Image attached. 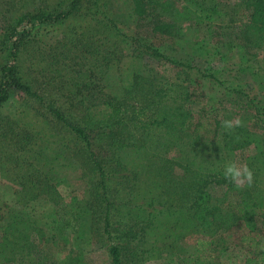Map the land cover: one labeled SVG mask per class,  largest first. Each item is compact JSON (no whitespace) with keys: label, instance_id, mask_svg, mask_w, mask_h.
Listing matches in <instances>:
<instances>
[{"label":"rangeland","instance_id":"rangeland-1","mask_svg":"<svg viewBox=\"0 0 264 264\" xmlns=\"http://www.w3.org/2000/svg\"><path fill=\"white\" fill-rule=\"evenodd\" d=\"M68 1L0 0V36L21 15H37L58 8ZM163 1L174 4L168 14V22H173L176 26L175 37L172 41L159 38L154 41L155 47L166 56L190 62L197 68L210 64L223 68L226 61L228 72L221 71L218 74L219 80L226 81L224 87L236 91L240 89L241 82H249L245 90L251 96L264 100L263 77L256 74L257 67L264 63V51L257 54L255 60L258 63H245L240 60L236 51L228 52L221 41V34L229 24L244 21L245 0ZM215 5L219 14L210 16L212 24L207 28H211V31L207 36L205 30L202 38L197 40L200 43H194L196 33L191 20L204 19L206 10ZM132 7V0L108 1L110 12L125 23L127 30L133 28L132 33H136V17L132 18ZM99 18L84 15L83 12L66 22L58 34L41 32L37 39L27 45L20 64L27 78L35 82L34 88L42 92L45 98L54 96L50 95L51 89L61 83L57 82L62 79L64 86L61 83L62 90L58 95H75L73 97L78 98L77 101L83 100L96 113L104 109L99 103H125L120 117L128 121V127L120 132L122 136L116 143V148L111 146L114 140L99 136L94 141L93 151L104 162L102 168L121 172H112L110 178L106 179V201L94 197L92 188L94 186L97 190L95 185L99 184V177L94 171L90 155L86 156L82 150L80 141L74 134L50 120L39 103L22 93H13L10 100L0 107V250L8 248L9 254L15 250L17 258L11 256V260L17 264H39L35 257L20 262L19 256L23 243L36 233L37 245L51 252L48 256L56 260L57 264H110L112 260L108 252L109 246L121 248L122 264H244L251 252L242 240L247 230L235 228L233 231L220 233L213 239L196 233L193 228L195 222L188 215L192 190L187 188L191 187L192 180H188L185 171L178 165H171L164 174L160 171L161 162L167 158L175 162L176 155L169 152H163L160 157L145 154L143 142L137 145L139 131L134 129L130 119L136 116L143 118L139 114L141 106L135 101L134 95H128L122 90L121 84H116L120 71L129 61L138 65L134 61L136 50L121 41L119 44L110 42L111 38ZM98 51H102L99 56ZM220 53L228 55V60L220 61ZM106 54H122L110 59L113 61L112 70L98 66L100 59ZM4 61L5 54L0 52V66ZM248 66H252L253 70L245 73ZM57 68L61 69L60 72H56ZM152 68H157L160 75L165 73L170 80H176L177 70L163 66V63L156 65L155 62L152 63ZM120 79L123 84L128 81L125 76ZM107 80H111L108 85ZM208 82L206 80L207 85L199 87L201 89L193 94L191 103L197 114L203 109L213 111L215 100L226 94L223 88ZM127 84L129 82L124 85ZM99 85L103 88L99 89ZM86 86H90L91 90H86ZM80 106L73 103L64 108L70 110L68 116L72 122L83 126L85 122L82 114L86 107ZM206 111L212 122L213 116ZM137 121L136 119L134 122ZM257 130V126L252 125V131ZM139 147L142 149L139 150ZM258 148L254 146L245 152H237L235 163L248 167L249 161L260 151ZM50 160L55 161L54 168L60 185L47 186L45 176L51 168ZM127 174L129 180L123 185L121 177ZM260 180V184L256 182L253 185L258 192L257 196L260 189L264 190V178ZM247 182V179L242 180L241 187ZM182 183H186L187 188H180ZM208 189L213 201L224 198L228 191L227 186L216 184H210ZM107 203L111 204V215L115 221H124L134 205L147 207V211L143 213H146L147 222L151 226L158 224L157 231L144 239L142 237L141 241L131 240V237L122 234L124 229L118 228L114 223L109 239L104 235ZM86 205L92 206L91 214L86 210L82 211ZM80 213H83V217L78 218ZM152 213L158 215L156 220L148 219V214ZM14 215L21 216L23 222L11 227L12 237L5 243L4 234ZM141 227L143 224L136 227L135 231H139ZM201 239L214 240L217 243L214 248L221 251L212 258L201 257L203 252L197 247Z\"/></svg>","mask_w":264,"mask_h":264},{"label":"trees","instance_id":"trees-1","mask_svg":"<svg viewBox=\"0 0 264 264\" xmlns=\"http://www.w3.org/2000/svg\"><path fill=\"white\" fill-rule=\"evenodd\" d=\"M108 1L69 0L58 8L37 15L23 14L9 24L0 36V52L5 54V61L0 66V107L10 100L13 93H22L39 103L50 120L74 134L80 141L85 155H90L94 171L99 177V184L95 185L97 190L94 186L92 188L93 196L106 201L108 197L106 179L110 178L109 175L112 172L120 173L121 171H106L102 168L104 162L93 152L94 141L99 136L106 140H114L111 146L116 148V143L122 136L120 132L128 127V121L120 117L125 103L119 101L115 104L109 101L99 103L104 109L96 113L91 111L90 106L86 105L82 99L80 102L77 101L79 99L73 97L75 95L70 97L58 95L64 86L62 79L57 82H61L62 86L59 83L51 89L50 95L54 96L45 98L42 92L34 88L35 82L27 78L20 64L27 45L37 39L41 32H47L48 35L58 34L66 22L83 12L84 15H91V17L99 16L104 30L111 38L110 42L119 44L121 41L136 50L134 61L138 65L129 61L120 71L116 84H121L122 90H125L128 95H134L135 101L141 106L139 114L143 118L139 119V116H136L130 119V122L133 121L134 129L140 133L137 132V145L143 142L145 154L160 157L163 152H169V154L176 155L177 160L173 161L174 163L168 158L164 159V162H161L160 171L164 174V171L166 173L171 165H178L185 171L188 180H192L190 188H187L186 183L180 184V188L192 190L188 215L190 220L195 222L193 228L196 233L213 239L220 233L230 232L239 227L243 228L247 232L243 234L242 240L251 251L244 264H264V190L260 189L261 192L257 196L258 192L253 186L256 182L260 184V178H264V100L258 96H251L245 90L249 82H241L240 89L236 91L224 87L226 81L219 80L218 74L221 71L228 72L226 61L223 68L211 64L197 68L190 62L166 56L154 46V41L159 38L174 40L176 26L173 22H168L170 18L168 14L174 5L172 2L132 0V18L136 17V33H132L133 28L127 30L125 23L110 12ZM244 4L246 8L244 21L229 24L221 34V41L228 52L236 51L241 61L256 64L258 63L255 60L257 54L264 51V0H245ZM217 11L218 7L215 5L212 9L206 10L204 19L191 20L196 33L194 43H200L197 40L202 38L205 30L206 35L211 31V28H207L212 24L210 16L216 14ZM112 56L119 57L115 54H106L100 59L98 66L101 69L112 70L114 68L113 61L110 60ZM219 59L220 61L228 60V55L220 53ZM193 60L195 61L194 58ZM141 61L143 65L140 66ZM154 62L156 65L163 63V66L177 70L176 80H170L165 73L160 75L157 68H152ZM60 70L57 68L56 72ZM252 70L253 67L248 66L245 73ZM256 74L263 77L264 86V63H260L257 67ZM124 76L129 82L126 86L124 84L127 82L123 84L120 79ZM206 80L210 85H218L226 92L225 95L215 100L216 102L212 105L213 111L205 109L209 115L213 116L212 122L204 109L197 114L191 103L193 94L201 89L199 87L207 85ZM243 81L246 80L243 79ZM110 82L111 80H107L106 85ZM98 88L103 87L99 85ZM85 89L91 90L90 86H86ZM230 95L232 97H229ZM124 99L126 100V97ZM73 103L76 106L86 107L82 114L85 122L83 126L72 122L68 116L70 110L64 108L65 105ZM136 119L138 121L134 122ZM237 120L240 122L239 126H234L231 130H226L222 125L223 121H232L235 125ZM252 125L257 126L259 130L253 132ZM254 146L259 147L260 151L249 161L248 168L253 174L252 182H247L244 187L238 188L236 184L224 178V165L235 162L237 152H245ZM138 149L141 150L142 147ZM54 162L50 160L51 168L45 176L47 186L60 185ZM121 169L123 170L122 167ZM121 179L125 185L126 180H129L128 174L122 176ZM210 184L227 186L228 191L225 197L213 201L208 189ZM100 204L103 205L101 202ZM91 209L92 206L86 205L82 211L86 210L91 214ZM145 211L147 207L134 205L133 209L126 214L124 221H115L111 215V204L107 203L104 214V235L110 239L114 223L118 228L124 229L122 234L131 237V240L141 241L142 237L144 239L145 236L155 233L158 224L155 227L151 226L147 222L146 213H143ZM80 217H83V213L79 214L78 218ZM157 217L156 213L148 214V219L156 220ZM157 221L159 223L160 219L158 218ZM18 222H23V219L19 215H14L13 221L10 225L8 224L4 234L5 243L12 237L11 227ZM126 222L128 225H124ZM142 224L143 227L137 233L135 228ZM36 238L37 234L33 233L23 243L22 252L19 254L20 262L35 257L39 264H57L56 260L48 256L51 252L37 245ZM208 239L199 240L197 247L203 252L201 257L212 258L221 249L214 248L217 243ZM108 252L112 260L110 264H122L120 247L109 246ZM14 254H16L15 250H12L10 254L8 248L0 250L2 259L0 264H17L11 260V256L17 258ZM186 262L189 263V260L186 259Z\"/></svg>","mask_w":264,"mask_h":264},{"label":"clouds","instance_id":"clouds-1","mask_svg":"<svg viewBox=\"0 0 264 264\" xmlns=\"http://www.w3.org/2000/svg\"><path fill=\"white\" fill-rule=\"evenodd\" d=\"M240 122L237 120L234 125L232 121H223L222 125L226 130H231L234 126H239ZM252 172L247 165H237L235 162H230L225 165L224 178L236 184L239 188L242 186L241 181L247 179L252 180Z\"/></svg>","mask_w":264,"mask_h":264}]
</instances>
